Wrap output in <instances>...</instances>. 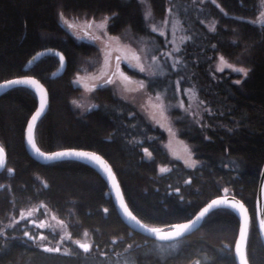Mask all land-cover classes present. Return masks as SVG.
<instances>
[{"label":"trees","instance_id":"trees-1","mask_svg":"<svg viewBox=\"0 0 264 264\" xmlns=\"http://www.w3.org/2000/svg\"><path fill=\"white\" fill-rule=\"evenodd\" d=\"M174 1L188 34L179 51L180 67L158 78L138 75L152 92L171 90L177 77L180 86L195 87L207 108L200 114L202 123L178 110L170 112L177 135L191 147L194 166L171 158L163 146L164 131L111 86L93 89V104L83 112L73 104L81 88L72 77L94 70L100 57L95 47L65 30L61 16H107L111 34L124 31L132 37L159 40L146 26L138 0H0V80L22 74L41 80L49 105L36 123V143L44 150L71 146L102 154L127 205L149 225L188 219L225 189L240 198L250 211L248 262L264 264L254 215L264 159V23L249 20L258 2L204 0L185 7L189 0ZM148 4L160 19L169 0H148ZM43 48L64 54L66 67L61 75L52 76L59 63L52 53L26 64ZM219 54L239 60L247 75L239 78L227 69L215 70L213 62ZM35 101L33 90L24 85L0 95V144L6 153L0 171V219L30 204H42L66 220L69 239L57 246L59 252L45 251L56 247L30 238L37 229L26 219L15 220L0 231V264H236L232 246L238 218L233 210L214 208L192 232L159 241L123 222L106 183L90 165L75 159L44 163L33 159L25 150L23 130ZM160 167L167 171L161 172ZM26 231L29 236L24 235ZM85 232L91 240L88 251L70 241Z\"/></svg>","mask_w":264,"mask_h":264},{"label":"rangeland","instance_id":"rangeland-1","mask_svg":"<svg viewBox=\"0 0 264 264\" xmlns=\"http://www.w3.org/2000/svg\"><path fill=\"white\" fill-rule=\"evenodd\" d=\"M195 1L203 2L204 0H189V5L186 4L185 7L191 6V3L194 4ZM138 2L141 6L146 26L160 36L159 40L139 36L132 37L129 32L124 31L120 34H111L107 30V22L103 29L96 27V25L104 22V18L107 16L97 19L92 17L74 19L61 16V24H63L65 30L67 29L76 39L83 40L95 47L100 57L99 63L94 70L87 73L77 72L72 77L73 83L78 85L79 89L81 88V92L75 98L73 104L81 112L86 110L93 104L90 92L95 89L97 84L105 83L106 80L111 78L114 82L108 84V86H111L113 92L133 104L135 109L149 122L158 125L164 131L165 140L163 146L169 156L181 160L187 166H192L193 162L194 164L196 163V160L193 157L191 147L177 135V129L174 126L170 112L178 110L180 114L194 118L196 123H202L200 122V114L204 110L207 111V108L198 97L195 87L192 84L180 86L179 78L177 77L172 80L173 86L171 90L165 91L163 89L162 91L152 92L148 90L145 79L138 75V73H142L144 76L158 78L174 73L180 67L179 51L182 43L188 37L187 26L182 24V17L179 16L181 10L174 0H169L166 12L160 19L153 15L148 0H138ZM257 2V12L249 20L254 23H264V16L261 15L264 12V3H262V0H257ZM89 21H93L91 28L87 27ZM85 32L88 33L87 36ZM117 57H120V59L117 60ZM133 57H138V59H133ZM221 57L231 67L225 66L221 61ZM121 61L134 71H130L127 67L123 68L120 65ZM117 66H119V71L128 77V80L122 79L118 74L114 75L117 72ZM140 66L143 67L144 71H140ZM213 67L218 71H221L219 70L221 68L223 70L227 69L237 74L239 78L245 74L234 71V69L241 68L247 71L245 65L239 60H231L220 54L216 55ZM141 82H143V88L140 87ZM157 96L160 97L159 100L156 99ZM145 154L149 156L148 152H145ZM160 169L163 168L160 167ZM223 193L229 192L225 189ZM37 205L41 207V217L37 214ZM16 212V215H14V212H9L4 218L0 219V231L5 226L12 225L15 220H22L21 217L24 216L27 217L26 222L33 229L34 227L35 230L37 229V235L34 237L38 243L48 247H57L69 239L66 220L50 211L45 205L30 204ZM29 212H31L30 216ZM41 223L45 227H36V225ZM40 236H44L46 239L40 240ZM70 241L89 246L91 244L90 236L86 232L82 237L70 239Z\"/></svg>","mask_w":264,"mask_h":264},{"label":"water","instance_id":"water-1","mask_svg":"<svg viewBox=\"0 0 264 264\" xmlns=\"http://www.w3.org/2000/svg\"><path fill=\"white\" fill-rule=\"evenodd\" d=\"M47 53H52L54 55H56V57L58 58V66L57 68L53 71L52 76H58L59 74H61L66 66V58L64 56V54L56 49V48H43L40 49L38 51H36L34 54H32L29 59L27 60V65L33 63L36 59H38L39 57L47 54ZM61 57H63V60H61ZM25 79H30V80H34L37 81L38 84L40 86H42L43 88V95H44V99H45V105H44V110L43 112H41V115L37 118L35 125L33 127L32 130V138L33 141L35 142V145L37 148L40 149V152L45 153L46 155L42 156L40 154H38L35 149L29 144L28 142V124L29 122H31L32 116L35 115L36 111L40 108V101H41V93L38 92L36 90V86L35 85H24L27 86L29 88H31L35 94V106L33 108V110L31 111L29 117L27 118V121L25 123V127L23 130V143H24V147L25 150L27 151V153L35 160H37L38 162L44 163V162H49V161H54V160H60V159H75V160H79L82 162H85L86 164L90 165L99 175L100 177L104 180V182L107 185V189H108V195L110 196L112 203L114 205V208L117 212V214L119 215V217L123 220V222L125 224H127L132 230L138 231L146 236L152 237L156 240L159 241H171V240H175L177 238H180L183 235H186L190 232H192L193 230H195L197 227H199L203 217L199 220H197V216H199L200 212L204 209L207 208L209 204L212 203L213 200H228L231 201L232 203L235 204H243L244 208L247 209V215H248V221H249V217H250V211L248 209V207L245 205V203L238 198L237 196L231 194V193H221L218 195H215L213 197H211L210 199H208L203 205H201L197 211L188 219L182 220V221H178V222H173L170 224H166V225H149L145 222H143L142 220H140L129 208V206L127 205L124 195L122 193L119 181L110 165V163L108 162V160L99 152L90 149V148H83V147H62V148H57V149H51V150H44L42 148L39 147V145L36 143L35 137H34V129L36 126L37 121L41 118V116L46 112L48 105H49V96H48V91L47 88L45 87V85L42 83L41 80H39L37 77L30 75V74H22V75H17V76H13V77H9L3 80H0V95L2 93H4L5 91L9 90L10 88H12L14 85H9V86H3L5 85L6 81H10V80H25ZM0 148L3 149V154L0 155V161H2V164H0V171L3 170V168L5 167L6 164V153L4 148L1 146L0 144ZM56 152H89V153H95L97 156H100L102 158V160L107 164L108 168L111 170V176H109V173L107 171L104 170L103 167H101L99 164H97L94 161H91L87 158H80V157H75V156H69V157H60V158H56V159H47L46 156L47 155H51L52 153H56ZM111 177L115 178V186H113V180ZM119 188V195L123 198V202L124 204L127 205L128 210L130 212H132V214L136 217V219L138 221H140V224L143 225H147L148 228H158L163 232H170L172 231V226L176 225V224H188L190 221H194V223L191 224V226L183 231L181 233L180 236L175 237L173 239H169V240H161L158 239L157 236L155 234H152L148 231H146L144 228L140 227L139 225H137L134 221L130 220L123 212V209L121 208L119 199L117 198V192H116V188ZM217 207H226L223 204L217 205L210 210L217 208ZM228 208V207H227ZM231 210H233V212L235 213V215L238 218V228H237V233L233 242V258L236 264H240V255L237 253V244L239 243L241 245V251L243 253L244 258L247 260V256H246V239H247V235L246 238L241 241L240 238V227L241 224L243 223V216L241 215V213L235 209L229 208ZM208 211V212H209ZM207 212V213H208ZM205 213V214H207ZM254 215H255V225H256V230L258 232L259 238L264 246V229L260 228V224L259 221L260 220H264V159L261 165V169L259 172V176H258V181H257V185H256V191H255V206H254ZM205 216V215H204ZM249 224V222H248ZM247 232H248V228H247ZM78 244H82V243H78ZM249 264V262H248Z\"/></svg>","mask_w":264,"mask_h":264},{"label":"snow or ice","instance_id":"snow-or-ice-1","mask_svg":"<svg viewBox=\"0 0 264 264\" xmlns=\"http://www.w3.org/2000/svg\"><path fill=\"white\" fill-rule=\"evenodd\" d=\"M262 3H264V0H262ZM261 15L264 16V12H262ZM108 19H109V17H105L104 18V22L96 25V27H98L100 29H103L105 27V24H106ZM92 24H93V21H89L87 23V27L91 28ZM85 35L87 36L88 33L85 32ZM94 39H95V37H94ZM119 59H120V57H117V60H119ZM125 59H127V58H125ZM133 59H138V57H133ZM61 60H63V57H61ZM221 61H222V63L225 64V66L231 67V65H228L224 61L223 57H221ZM219 70L222 71L223 69L221 68ZM140 71H144L142 66H140ZM234 71L243 72L245 75H247L246 70L241 69V68H236V69H234ZM116 74H118L122 79L128 80V77L125 76L122 72L119 71V66H117V72L114 73V75H116ZM113 82L114 81L111 78H109L108 80L105 81V83H107V84H111ZM236 83H240V81H236ZM14 84L15 85H35L36 86V90L41 93L40 108L36 111L35 115L32 116L31 122H29V124H28V142L35 149V151L38 154L44 156L46 154L40 152V149L36 147L35 142L33 141V138H32V130H33V127L35 125V122H36L37 118L41 115V112H43V110H44L45 99H44V95H43V88H42V86H40L38 84L37 81L30 80V79L6 81L5 85H3V86L6 87V86H9V85H14ZM140 87L141 88L144 87L143 82L140 83ZM156 99L159 100L160 97L157 96ZM145 152H147V149H145ZM2 154H3V149L0 148V155H2ZM150 155L151 154L149 153V156ZM69 156L87 158V159H89L91 161H94L97 164H99L101 167H103L104 170L109 173V176H111V170L108 168L107 164L102 160V158L100 156H97L95 153H89V152H56V153H52L51 155H47L46 158L47 159H56V158H60V157H69ZM0 164H2V161H0ZM192 166H194V162H193ZM165 171H167V169H161V172H165ZM111 178L113 180V186H115V178L114 177H111ZM116 192H117V198L119 199V202H120L121 208L123 209L124 214L130 220L134 221L137 225H139L140 227L144 228L146 231H148V232H150L152 234H155L158 239L169 240V239H173L175 237H178V236L181 235V233L183 231L187 230L191 226L192 223H194V221H190L188 224H176V225H173L172 226L173 230L170 231V232H163V231H161L158 228H148L147 225L140 224V221H138L136 219V217L132 214V212H130L128 210L127 205L124 204V202H123V198L119 195V188L118 187L116 188ZM220 204H223V205H225L228 208H232V209H235V210L239 211L241 213V215L243 216V223L241 224V227H240V238H241V241H243L246 238V235H247V228H248V222H249L248 221V215H247V209L244 208L243 204H235V203H232L231 201H228V200H213L212 203L209 204L207 208H204L200 212L199 216H197L196 219L197 220L201 219L202 217H204L205 213H207L209 211V209H211V208H213V207H215L217 205H220ZM105 211H107V209H105ZM30 215H31V212H29V216ZM21 218L22 219H27V217H24V216H22ZM33 223H35V222L33 221ZM61 223H63V222H61ZM259 224H260V228L264 229V220H260ZM36 227H45V225L43 223H41L40 225H36ZM24 235L25 236H29V233L26 231L24 233ZM30 238L35 239V237H30ZM39 239L40 240H44L46 238L44 236H40ZM79 247L84 249L85 251H88V249H89V245H87V244H79ZM45 251H48V252H53V251L59 252L60 248L59 247H56V248H45ZM237 253L240 255V264H248L247 260L243 256V253L241 251V245L239 243L237 244Z\"/></svg>","mask_w":264,"mask_h":264},{"label":"flooded vegetation","instance_id":"flooded-vegetation-1","mask_svg":"<svg viewBox=\"0 0 264 264\" xmlns=\"http://www.w3.org/2000/svg\"><path fill=\"white\" fill-rule=\"evenodd\" d=\"M120 65H122V67L124 68H126L127 66H126V64L124 63V62H122L121 61V63H120ZM128 68V67H127ZM128 69H130V68H128ZM131 70V69H130ZM105 86H108V84H105V83H99V84H97V86L95 87V88H97V87H105Z\"/></svg>","mask_w":264,"mask_h":264}]
</instances>
